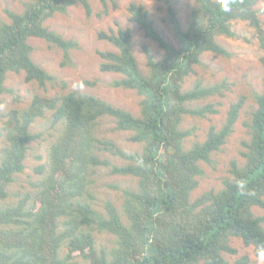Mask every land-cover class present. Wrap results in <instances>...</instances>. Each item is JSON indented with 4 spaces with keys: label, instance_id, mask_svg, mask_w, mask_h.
<instances>
[{
    "label": "trees",
    "instance_id": "16d2710c",
    "mask_svg": "<svg viewBox=\"0 0 264 264\" xmlns=\"http://www.w3.org/2000/svg\"><path fill=\"white\" fill-rule=\"evenodd\" d=\"M99 1L106 13L109 1L116 6L115 0ZM153 1L166 4L175 43L160 32L141 2L131 1L130 19L161 49L156 59L143 46L145 71L133 53L129 28L98 33L116 48L98 51L100 70L120 75L111 81L113 86L136 90L139 115L75 90L54 96L34 92L26 106L0 113V264H260L247 253L239 254L234 240L251 247L255 258L264 256V214L255 211L264 208V89L253 93L256 106L240 159L230 161L221 187L193 198L203 166L215 167L213 154L233 132L245 96L230 103L223 124H211L203 139L196 125L183 123L217 113L220 103L209 99L222 96L226 83L206 82L196 67L205 53L230 55L218 38L235 35L234 21L253 27L264 68L261 0H195L186 26L170 0ZM76 3L91 13L89 0H27L21 12L6 10L8 19L0 21V102L11 91L8 72H23L26 82L42 88L54 80L32 58L30 38L59 47L70 61L77 42L44 22ZM95 84L87 79L79 83ZM47 112L56 136L44 162L34 167L30 186L12 189L37 137L31 126ZM106 117L116 129L129 131L140 149L123 150L98 133L97 125ZM103 151L124 162L113 164ZM99 167L132 178L121 190L118 206L94 196L93 175ZM99 234H107L108 242H100Z\"/></svg>",
    "mask_w": 264,
    "mask_h": 264
},
{
    "label": "rangeland",
    "instance_id": "374dc122",
    "mask_svg": "<svg viewBox=\"0 0 264 264\" xmlns=\"http://www.w3.org/2000/svg\"><path fill=\"white\" fill-rule=\"evenodd\" d=\"M27 0H0V21L7 20V9L18 12L23 11ZM91 13L87 15L80 3L71 5L64 13H55L45 20V25L61 34L65 39L77 42V47L70 50V61L66 60L62 49L53 46L44 39L32 37L29 39L33 46L32 58L34 61L53 75L54 80L47 83L45 88L39 87L35 82H26L23 72H8L6 86L11 89L2 96L0 113L10 107L26 106L34 92L45 96H54L75 90L78 93H90L102 98L116 106L131 111L134 115L140 113L141 96L134 89L116 87L111 84L113 79L120 75L100 70L102 58L98 51L115 50L116 48L107 40L99 37V31L108 32L118 27L129 28L133 40V53L142 71L146 70V55L143 46L149 48V52L156 59L161 56V49L157 43L145 36L139 25L130 19L128 6L131 1L141 2L154 20L156 27L171 42L175 43V36L167 18V7L163 2L153 0H115L116 6L108 2V12H104V6L99 0H89ZM177 12L181 24L189 22V14L195 5V0H170ZM257 7L261 10L260 18L264 23V0ZM186 26V25H185ZM232 29L233 37L220 36L219 42L229 51V56L205 53L201 64L196 67L197 74L206 82L226 83L224 94L215 95L209 99L219 102L216 114L205 118H187L184 127L196 125L199 128L198 138L203 139L211 124L220 127L227 115L230 103L241 95L245 96L243 108L230 134L222 148L213 154L216 161L215 167L205 164V174L200 179L199 185L192 193V198L210 188L218 189L222 186V179L229 174V164L232 159H240L241 141L248 138V122L251 112L256 104L253 93L264 89V68L260 63L262 51L254 37V29L246 21H234ZM82 79L95 80L96 84L79 85ZM192 78L186 83L191 85ZM50 113L39 118L31 126V130L37 137L30 142L24 161V171L19 174L18 180L12 189L30 186L29 179H34V167L45 160L46 151L50 142L56 136V126L52 125ZM2 119L0 118V146L2 145ZM98 133L112 140L116 145L126 151L140 149V145L129 139L130 132L118 130L111 118L100 120ZM196 138V137H194ZM192 138V139H194ZM103 157H107L114 164H122L121 157L103 151ZM93 192L96 200L101 202L111 199L119 205L121 190L132 183V178L121 174H110L108 167H99L93 175ZM115 183V187L111 186ZM255 211L264 214V208H255ZM102 243L108 242L107 234L97 236ZM239 254L247 253L251 258L264 264V256L255 258L251 247L244 246L240 240H234Z\"/></svg>",
    "mask_w": 264,
    "mask_h": 264
}]
</instances>
